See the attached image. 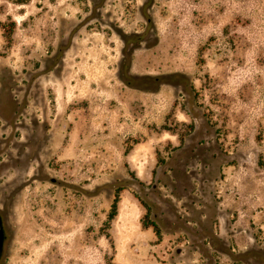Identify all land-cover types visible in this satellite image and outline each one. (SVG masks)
Here are the masks:
<instances>
[{"label": "rangeland", "instance_id": "374dc122", "mask_svg": "<svg viewBox=\"0 0 264 264\" xmlns=\"http://www.w3.org/2000/svg\"><path fill=\"white\" fill-rule=\"evenodd\" d=\"M0 264H264V0H0Z\"/></svg>", "mask_w": 264, "mask_h": 264}, {"label": "trees", "instance_id": "16d2710c", "mask_svg": "<svg viewBox=\"0 0 264 264\" xmlns=\"http://www.w3.org/2000/svg\"><path fill=\"white\" fill-rule=\"evenodd\" d=\"M11 31L12 30L10 29L6 34V37L8 38L9 43L11 42V39H12V32ZM193 128H194V126L191 124L190 130H192ZM181 139H183V137ZM119 200H120V196H119V190H118L115 194V197H114L112 205H111V209H110V212L108 215V223H110L114 219V217L117 215ZM147 209L150 210L149 207ZM148 222L149 223L147 224V227L152 226L154 228L156 234L160 237L161 236V229L158 226V224L153 220H149Z\"/></svg>", "mask_w": 264, "mask_h": 264}]
</instances>
